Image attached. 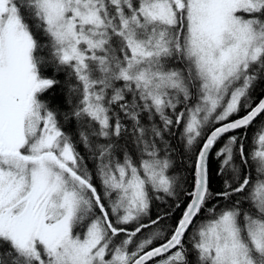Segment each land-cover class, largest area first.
<instances>
[{
	"label": "snow or ice",
	"instance_id": "snow-or-ice-1",
	"mask_svg": "<svg viewBox=\"0 0 264 264\" xmlns=\"http://www.w3.org/2000/svg\"><path fill=\"white\" fill-rule=\"evenodd\" d=\"M0 264H264V0H0Z\"/></svg>",
	"mask_w": 264,
	"mask_h": 264
},
{
	"label": "trees",
	"instance_id": "trees-1",
	"mask_svg": "<svg viewBox=\"0 0 264 264\" xmlns=\"http://www.w3.org/2000/svg\"><path fill=\"white\" fill-rule=\"evenodd\" d=\"M180 175H184L183 173H181Z\"/></svg>",
	"mask_w": 264,
	"mask_h": 264
}]
</instances>
